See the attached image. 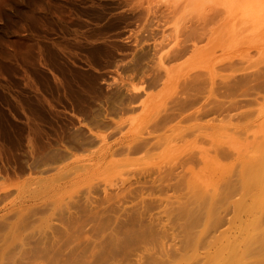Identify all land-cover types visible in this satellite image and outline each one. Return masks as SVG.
Masks as SVG:
<instances>
[{
    "label": "rangeland",
    "instance_id": "obj_1",
    "mask_svg": "<svg viewBox=\"0 0 264 264\" xmlns=\"http://www.w3.org/2000/svg\"><path fill=\"white\" fill-rule=\"evenodd\" d=\"M0 264H264V0H0Z\"/></svg>",
    "mask_w": 264,
    "mask_h": 264
}]
</instances>
